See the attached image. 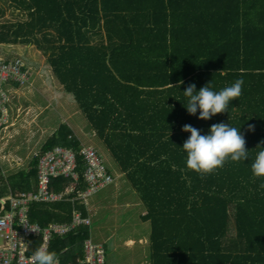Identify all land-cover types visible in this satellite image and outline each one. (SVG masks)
<instances>
[{"label":"trees","instance_id":"obj_1","mask_svg":"<svg viewBox=\"0 0 264 264\" xmlns=\"http://www.w3.org/2000/svg\"><path fill=\"white\" fill-rule=\"evenodd\" d=\"M7 10L19 11L16 25ZM2 44L37 46L121 163L147 211L152 264H264V180L251 173L264 141V0H0ZM238 79L242 94L226 112L202 121L186 111L189 85L219 92ZM221 122L240 128L249 159L187 170L184 125L206 134ZM59 146L82 148L66 125L43 152ZM37 165L10 178L15 188L33 189ZM72 215L70 203L39 204L32 218L46 226ZM89 238L80 229L53 252L69 249L62 264H77Z\"/></svg>","mask_w":264,"mask_h":264},{"label":"built area","instance_id":"obj_2","mask_svg":"<svg viewBox=\"0 0 264 264\" xmlns=\"http://www.w3.org/2000/svg\"><path fill=\"white\" fill-rule=\"evenodd\" d=\"M32 74L23 59L0 56V133L10 127V105H15L18 93L13 86L21 89L31 85ZM35 159L38 175L34 191L11 195L0 206V264H31L30 257L37 248L43 246L53 252L56 239L67 238L80 229H91L92 219L78 207L87 208L94 195L116 182L106 159L92 146L79 151L59 146L36 154ZM80 161L84 165L82 174ZM59 179L68 180L70 184L65 191L57 193L53 190V182ZM60 203L72 204L70 223L52 222L42 226L33 220L35 206ZM69 252L65 249L57 256L58 264H62ZM77 264H109L105 246L88 239L83 258L78 256Z\"/></svg>","mask_w":264,"mask_h":264},{"label":"rangeland","instance_id":"obj_3","mask_svg":"<svg viewBox=\"0 0 264 264\" xmlns=\"http://www.w3.org/2000/svg\"><path fill=\"white\" fill-rule=\"evenodd\" d=\"M18 13L19 11L14 12L13 10H7L3 20L5 22L10 21L16 25V23L19 22ZM23 20H26V16ZM2 55L9 59H23L33 73L31 85L25 86L17 91L18 97L21 98V105H25V108L28 105H34L35 107L37 105H48V102H50L47 101L48 98L51 99V102L54 103V105H61L58 107L61 109L60 115L65 114L64 108L66 105H75L71 110L72 113H75L77 110L78 114L76 113L72 117L70 123L67 119L60 117L61 120L59 121L58 127L60 125L68 126L76 135H74V137H79L85 146L96 147V149H101L103 151L101 145L102 142L97 139L86 116L80 110V106L72 100L73 96L67 94V98H64L66 97V93L63 86L60 85L58 79L53 73L49 65L48 57H46L37 46L2 44L0 45V56ZM68 97H70L71 100L68 99ZM63 117L67 118L68 115L66 114ZM24 144L25 141L22 140L20 136H13L12 138L6 136L4 140L0 141V147H4L2 148V151L4 154L8 155L18 154L20 151L23 156L28 154L30 148L27 149L28 147ZM44 146L45 143L43 144V147ZM33 151L36 152H33L26 160L28 167H30L31 163L35 161V155L38 154V152H41L42 149L38 148V150ZM6 169H9L8 165L6 166ZM14 171H12L13 174L17 173L19 170L15 169ZM113 174L114 176L117 175L116 173ZM129 193H131V197L128 200V195L125 190L123 192L125 195L123 196L122 193L117 194L115 188H111L103 191L98 196H95L92 200L93 204L95 203L94 201H101L99 204H101L103 210L100 211L99 217L94 219L93 226L94 232L101 235H92L91 238L96 244H104L107 250L109 264H145L147 261H151L150 244H140L141 238L146 236L148 243L150 242V235L152 232L151 225L149 223H144L141 220L143 207H139V210L136 208V201H138L136 191L131 188ZM127 201L130 203V206H127ZM129 240L135 242L133 247H127L126 243Z\"/></svg>","mask_w":264,"mask_h":264},{"label":"clouds","instance_id":"obj_4","mask_svg":"<svg viewBox=\"0 0 264 264\" xmlns=\"http://www.w3.org/2000/svg\"><path fill=\"white\" fill-rule=\"evenodd\" d=\"M243 85L244 81L238 79L231 86L214 92L211 82L199 91H196L195 84H191L183 92L187 98V105L184 107L192 116H196L199 111L197 118L208 121L227 111L230 102L241 96ZM249 130H253L252 125H249ZM182 131L190 133L181 147L186 154L185 167L189 171L208 175L222 168L228 161L236 163L249 159V151L245 148V139L240 128L221 122L213 124L206 134H201L200 130L191 125H184ZM256 149L259 151L251 163L252 178L264 180V141ZM259 187L264 189V183ZM30 261L31 264H58L56 254L43 246L34 251Z\"/></svg>","mask_w":264,"mask_h":264},{"label":"crops","instance_id":"obj_5","mask_svg":"<svg viewBox=\"0 0 264 264\" xmlns=\"http://www.w3.org/2000/svg\"><path fill=\"white\" fill-rule=\"evenodd\" d=\"M2 56H4V55H2ZM13 88H14V90H21V89H19V87L17 85L13 86ZM65 95H66V97H64V98H67V93ZM16 98L17 99L15 101V105H10V127L7 129L6 132L0 133V141L4 140L6 136H9V138H12L13 136L14 137L20 136V138H22V140L25 141L24 145L26 147H28L27 149H29V148L30 149L28 151V154H25L23 156V155H21V151L18 154H14V155L13 154H10V155L4 154V152L2 151V148H4V147L3 146L0 147V173H2V176L4 179V182L1 181L2 183H0V191H3L2 195H1L2 197H0V206L2 205V202L4 201V199L8 198L9 196L14 195V194H18V193H22L21 190H19L17 188L19 185H22V184H20V182L17 181L18 183H15V184H17L16 185L17 187L15 188V186L11 183L10 178L15 176V175L20 174L21 172H23L29 168L27 166L26 160L29 158V156L33 152H36L33 150H38V148H40V149H42L41 152H43V149H44L43 144L44 143L46 144L56 133H58L59 129L62 126H64V125H60L58 127L59 121L61 120L60 117H62L63 119H67L68 122L70 123L72 120V117L76 113L78 114L77 110L75 113H72L71 108L74 107L75 105H66L64 108L65 114L60 115L61 109L58 107H60L61 105H54V103L51 102V99H48V98H47V101H50V102H48V105H37L36 107L34 105H28L26 108H25V105L20 104L21 98L18 97V93L16 95ZM68 99H70V97H68ZM72 100L75 101L74 97ZM66 114L68 115V117L67 118L63 117ZM86 118H87V116H86ZM67 120H65V121H67ZM87 121H88V118H87ZM88 123H89V121H88ZM89 125H90V123H89ZM90 127L93 128L91 125H90ZM93 130H94V128H93ZM71 131L73 132L72 129H71ZM94 133L97 134L95 130H94ZM73 134H74V132H73ZM96 137H97V135H96ZM77 139L81 142L82 147H86L79 137ZM97 139L102 142L101 145H102L103 151L101 149H98V150L102 153V155L106 159L110 172L112 174L113 173L117 174L115 176L116 183L114 185L110 186L109 188L105 189V190L115 188V191L117 192V194H121V193L123 194V192L125 190L126 194L128 195L127 199L129 200V198L131 197V193H129V190L131 188L134 189V185L132 183H130V181L127 177V173L123 170L121 163L116 159L115 155H113V153L111 152L110 147L105 144L104 140L102 141L98 137H97ZM34 143H35V145H34ZM94 148H96V147H94ZM41 152H38V153H41ZM35 160H37V159H35ZM7 165H8L9 169H6ZM15 169H17L19 171H17V173L13 174L12 171H14ZM35 185H36V182L34 181L33 185L31 186V188L33 187V189H31L30 192L34 191ZM102 192L103 191L94 195L89 200V204H88L87 208L83 207V212H85L84 214H86V216H89L92 219V227L90 229V238L89 239H92L91 238L92 235H96V236L101 235V234H96L93 230L94 229L93 228L94 219L98 218L100 211L103 210L101 208V204H99L101 201L100 202L94 201L95 203L93 204L92 200L95 196H98ZM124 195L125 194H123V196ZM136 195H137L136 197L138 198V201H136V206H137L136 208L139 210V207H141V206L143 207V203H142L141 197L137 191H136ZM127 206H130V203L128 201H127ZM146 213H147L146 208L143 207V210L141 212V220L142 221H143V217L146 215ZM144 223H148V222H144ZM111 238H112V236H111ZM130 243L135 245V242L133 240H129L126 243L127 247H129V248L134 246V245H130ZM143 243L145 245H148L147 236L141 238L140 244H143ZM102 245H104V244H102ZM147 262L152 264V261H147Z\"/></svg>","mask_w":264,"mask_h":264}]
</instances>
